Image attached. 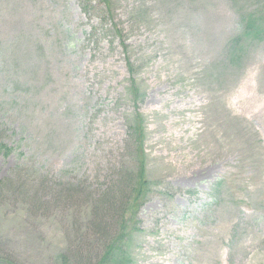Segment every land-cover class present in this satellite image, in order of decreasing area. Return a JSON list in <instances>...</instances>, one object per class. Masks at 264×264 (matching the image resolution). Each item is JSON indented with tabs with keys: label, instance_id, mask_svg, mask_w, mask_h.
I'll list each match as a JSON object with an SVG mask.
<instances>
[{
	"label": "rangeland",
	"instance_id": "1",
	"mask_svg": "<svg viewBox=\"0 0 264 264\" xmlns=\"http://www.w3.org/2000/svg\"><path fill=\"white\" fill-rule=\"evenodd\" d=\"M108 194L135 204L97 239ZM117 235L127 264H264V0H0V258Z\"/></svg>",
	"mask_w": 264,
	"mask_h": 264
},
{
	"label": "trees",
	"instance_id": "2",
	"mask_svg": "<svg viewBox=\"0 0 264 264\" xmlns=\"http://www.w3.org/2000/svg\"><path fill=\"white\" fill-rule=\"evenodd\" d=\"M250 25L247 26V29ZM8 152V151H6ZM5 152V153H6ZM145 181L140 180L139 184H143ZM141 185L137 188V192L139 193L141 189ZM119 201L114 197V195L108 194V195H102L100 199L96 202L95 206L90 211V223L92 224V228H95L94 235L97 239H100L101 236H104L105 229L107 225L104 222V217L107 213L110 212H117L116 209H122L121 211H118L119 215H121V218L124 219L125 213L128 214V219L133 211V206L135 202H132V204L129 207H119L118 205ZM123 227H120L119 229V235L122 234ZM118 234V233H117ZM117 235L111 243H108L107 248L104 250V252L100 255V257L97 259L96 262H85L82 260L80 254L78 251L74 252L73 255L69 256L70 250H64L58 253V260L62 261V264H65L66 261H70L71 258L75 259V264H127L126 258L123 256V253L121 251V246L119 247L120 243V236ZM123 235V234H122ZM71 257V258H70ZM0 264H17L14 261L10 259H2L0 258Z\"/></svg>",
	"mask_w": 264,
	"mask_h": 264
}]
</instances>
